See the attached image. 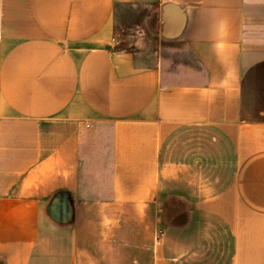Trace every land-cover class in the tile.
<instances>
[{
	"label": "crops",
	"instance_id": "obj_1",
	"mask_svg": "<svg viewBox=\"0 0 264 264\" xmlns=\"http://www.w3.org/2000/svg\"><path fill=\"white\" fill-rule=\"evenodd\" d=\"M0 264H264V0H0Z\"/></svg>",
	"mask_w": 264,
	"mask_h": 264
},
{
	"label": "rangeland",
	"instance_id": "obj_2",
	"mask_svg": "<svg viewBox=\"0 0 264 264\" xmlns=\"http://www.w3.org/2000/svg\"><path fill=\"white\" fill-rule=\"evenodd\" d=\"M144 12V7L129 5H125L118 10L117 27L122 38L127 37V35H130L132 32L136 35L142 34L138 25L140 17L144 14ZM144 37L145 41L153 40L146 38V36ZM155 45L156 43L153 41L151 49L157 48ZM162 46L165 56L170 57L173 60L175 59L176 62H185L187 60L188 54L181 43L166 41Z\"/></svg>",
	"mask_w": 264,
	"mask_h": 264
}]
</instances>
